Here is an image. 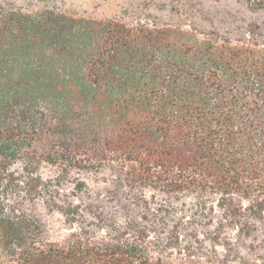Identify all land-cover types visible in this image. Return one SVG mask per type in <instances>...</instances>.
I'll return each instance as SVG.
<instances>
[{
	"label": "trees",
	"instance_id": "trees-1",
	"mask_svg": "<svg viewBox=\"0 0 264 264\" xmlns=\"http://www.w3.org/2000/svg\"><path fill=\"white\" fill-rule=\"evenodd\" d=\"M22 161L31 199L43 163L66 174L111 165L133 190L219 195L230 222L264 221V48L0 2L6 192ZM36 228L0 201V264H182L152 257L144 233L45 245Z\"/></svg>",
	"mask_w": 264,
	"mask_h": 264
},
{
	"label": "rangeland",
	"instance_id": "rangeland-1",
	"mask_svg": "<svg viewBox=\"0 0 264 264\" xmlns=\"http://www.w3.org/2000/svg\"><path fill=\"white\" fill-rule=\"evenodd\" d=\"M7 9L53 11L130 28L172 29L200 41L264 48V7L252 0H0ZM38 150L41 147L38 145ZM26 163L11 169L21 180L0 201L35 225L42 244L64 245L83 232L98 238L144 233L152 257L182 264H264V221L243 214L238 225L219 206V195L163 193L124 186V168L63 172L41 164V195L26 194ZM17 183V182H15ZM17 185V184H14ZM81 185V186H80ZM247 203H245L246 205Z\"/></svg>",
	"mask_w": 264,
	"mask_h": 264
}]
</instances>
